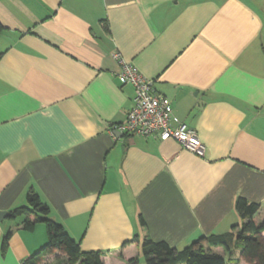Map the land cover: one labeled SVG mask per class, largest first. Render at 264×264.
<instances>
[{"label":"crops","instance_id":"crops-1","mask_svg":"<svg viewBox=\"0 0 264 264\" xmlns=\"http://www.w3.org/2000/svg\"><path fill=\"white\" fill-rule=\"evenodd\" d=\"M0 23V210L33 188L105 264L141 259L135 236L180 250L231 232L239 197L264 224V0H0ZM122 62L171 100L204 157L110 132L134 105ZM47 239L44 224L5 218L0 264Z\"/></svg>","mask_w":264,"mask_h":264},{"label":"trees","instance_id":"trees-1","mask_svg":"<svg viewBox=\"0 0 264 264\" xmlns=\"http://www.w3.org/2000/svg\"><path fill=\"white\" fill-rule=\"evenodd\" d=\"M3 28L0 23V33ZM260 208L261 204L239 197L235 209L243 221L242 224L234 225L231 232L201 237L180 250L172 248L165 241H154L150 237L139 241L138 236H135L131 242L139 244L145 264H231L232 261L235 264H264V224H259L256 218ZM8 218L21 219L22 227L27 231H33L36 224H44L47 229L46 244L22 264H43L47 257L56 253L61 257H57L53 264H105L106 253L83 251L81 243L71 238L65 228L53 218L51 208L33 188L28 193L27 203L10 211ZM140 218L144 224L142 216ZM11 237L12 232H9L3 239V252L8 249ZM216 248H222L224 253L216 252ZM127 264L142 262L140 258L135 257L129 259Z\"/></svg>","mask_w":264,"mask_h":264},{"label":"built area","instance_id":"built-area-1","mask_svg":"<svg viewBox=\"0 0 264 264\" xmlns=\"http://www.w3.org/2000/svg\"><path fill=\"white\" fill-rule=\"evenodd\" d=\"M118 78L123 85L133 86L135 94L133 108L126 120L111 127L113 135L120 132L145 138L156 137L161 141L173 140L196 156H205L206 147L197 132L174 116L170 100L154 94L150 82L135 66L122 62Z\"/></svg>","mask_w":264,"mask_h":264},{"label":"water","instance_id":"water-1","mask_svg":"<svg viewBox=\"0 0 264 264\" xmlns=\"http://www.w3.org/2000/svg\"><path fill=\"white\" fill-rule=\"evenodd\" d=\"M115 135H117L118 137H120L121 136V133L120 132H116ZM8 215H9V212L0 210V221H2L5 218H7Z\"/></svg>","mask_w":264,"mask_h":264},{"label":"rangeland","instance_id":"rangeland-1","mask_svg":"<svg viewBox=\"0 0 264 264\" xmlns=\"http://www.w3.org/2000/svg\"><path fill=\"white\" fill-rule=\"evenodd\" d=\"M237 255V254H236ZM236 257V256H235ZM141 262H142V264H145V261H144V258L141 256ZM50 260H47L46 262H45V264H51L50 262H49ZM44 264V263H43ZM231 264H235V262L234 261H232V263ZM239 264H245L244 262H241V263H239Z\"/></svg>","mask_w":264,"mask_h":264}]
</instances>
